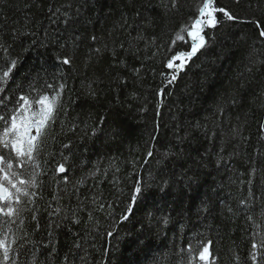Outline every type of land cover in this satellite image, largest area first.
<instances>
[{
	"label": "trees",
	"instance_id": "1",
	"mask_svg": "<svg viewBox=\"0 0 264 264\" xmlns=\"http://www.w3.org/2000/svg\"><path fill=\"white\" fill-rule=\"evenodd\" d=\"M201 3L0 0V74L17 62L0 116L60 92L33 160L0 146L35 176L18 215L0 213L16 264H264V0H213L238 20L217 12L169 69Z\"/></svg>",
	"mask_w": 264,
	"mask_h": 264
},
{
	"label": "snow or ice",
	"instance_id": "2",
	"mask_svg": "<svg viewBox=\"0 0 264 264\" xmlns=\"http://www.w3.org/2000/svg\"><path fill=\"white\" fill-rule=\"evenodd\" d=\"M223 13V16L228 21H237L238 17L233 15L230 11L225 8L215 7L213 0H202L201 6L197 9V16L193 19L191 25L186 26L182 31H187V36L191 38V51L177 52L173 55L167 62V67L173 69L174 67L182 70L184 63L191 60L193 56L196 55L202 48L206 46L204 35H202L205 26L210 28H215L219 23L216 13ZM257 28H260L259 37L264 39V25L256 22ZM177 40H184L183 36L177 35ZM179 61L180 63L176 65L174 62ZM16 61L10 62V67L4 70L0 74V82L7 79L9 74L16 66ZM62 63L64 65H69L71 60L65 58ZM176 80V75H173L169 80L172 83ZM63 87V86H62ZM23 103L20 108L14 113L10 121L6 120L4 116H0V120H5L6 126L0 131V146L6 149H10L12 153L15 154V158L18 163L22 164L24 159L31 161L34 156L40 152L43 147L45 137L47 135V129L50 122L53 121L56 112L59 110L60 104V92L56 95L49 97L48 95H40L38 99L35 100V104L39 106L38 110H33L32 102L28 98L21 96L19 98ZM34 131V134H33ZM149 157L153 155L151 151L147 153ZM0 205H6L7 211L4 207H0V213L8 217L13 215H18L19 210L13 208L12 204L20 203V196H29V192L26 190L28 187L35 186V176L31 179L21 178L19 174L12 171V162L5 156L0 155ZM59 172H65V168L61 165L58 169ZM23 186V187H21ZM13 189V191H10ZM135 191L139 193L141 191L140 187H136ZM34 195V194H33ZM132 200H136V196L132 197ZM127 211L131 212L132 209L129 207ZM124 220L128 217L124 216ZM109 236L112 235L111 232L108 233ZM15 243V240L11 242L8 241L7 233L0 238V264H16V261L10 258V251H12L11 244ZM209 241L208 244L202 246L198 253V259L200 261L207 262L209 260ZM264 248V239L260 241L259 244L253 243L252 248ZM191 249V245H189ZM252 258L255 260V253H252Z\"/></svg>",
	"mask_w": 264,
	"mask_h": 264
},
{
	"label": "rangeland",
	"instance_id": "3",
	"mask_svg": "<svg viewBox=\"0 0 264 264\" xmlns=\"http://www.w3.org/2000/svg\"><path fill=\"white\" fill-rule=\"evenodd\" d=\"M33 134H34V131H33Z\"/></svg>",
	"mask_w": 264,
	"mask_h": 264
}]
</instances>
